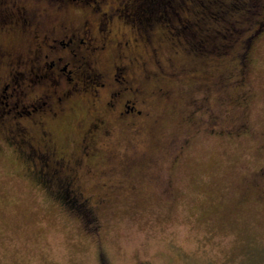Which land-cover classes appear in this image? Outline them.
I'll list each match as a JSON object with an SVG mask.
<instances>
[{
    "label": "rangeland",
    "instance_id": "374dc122",
    "mask_svg": "<svg viewBox=\"0 0 264 264\" xmlns=\"http://www.w3.org/2000/svg\"><path fill=\"white\" fill-rule=\"evenodd\" d=\"M47 1L39 6L47 28L48 20L67 17L71 12L66 8L75 7ZM114 1L103 0L98 7L109 10ZM149 1V10H141L147 14V43L136 37L117 46V40L135 37L134 28L143 20L140 11L126 13L120 6L121 16L109 15L108 47L100 65L111 72L125 63L132 77L148 75L143 106L150 116L143 114L131 129L107 123V132L90 141L94 157L90 151L82 153L79 137L100 109L76 99L65 114L44 119L51 135L49 155L65 171L70 169L67 162L78 167L85 181L95 231L61 206L56 186L41 176L43 161L33 156L34 149L24 158L8 143L14 132L8 124L11 114L0 116V264H100V253L110 264H264V174L252 178L260 168L264 172V30L247 49L242 88L231 84L237 69L234 50L227 49L231 53L225 56L215 51L219 43L239 40L256 28L264 16V0H256L249 10L230 5L231 0H183V9L172 0L171 6L165 0ZM98 7L82 4L73 27L84 24L95 35ZM235 18L241 20L235 24L237 33L220 37L216 30L225 34L223 26ZM191 20L196 26L188 24ZM195 32L212 33L206 45L211 53L196 54L197 44L189 36ZM32 49L31 44L25 48L23 58ZM7 69L1 64L0 75ZM10 70L16 74L14 67ZM220 80L222 86L215 83ZM242 91L243 102L237 97ZM203 96L214 120L203 109L194 111ZM29 125L25 138L37 130ZM211 125H216L214 134L208 132ZM37 140L36 135L31 139L34 147ZM162 176L170 179L165 189L155 181ZM98 197L104 199L96 202Z\"/></svg>",
    "mask_w": 264,
    "mask_h": 264
},
{
    "label": "flooded vegetation",
    "instance_id": "af4514ba",
    "mask_svg": "<svg viewBox=\"0 0 264 264\" xmlns=\"http://www.w3.org/2000/svg\"><path fill=\"white\" fill-rule=\"evenodd\" d=\"M57 1L59 4L74 5L76 8L68 6L66 10L70 11L71 14H67V17H52L48 20L51 24L50 28H47L42 23L45 18L39 6L50 3L49 1L0 0V23L2 21L0 25V65L4 64V67L8 68L5 73L3 72L0 75V113H2L0 116L6 113L11 114L8 124L14 128V132L8 136V143L10 142L11 145H14L18 154L24 158H29V155H31L29 150L34 149L33 156L38 161H40L39 158L43 161L42 163L39 162L41 176L48 177L51 181L50 183L56 186L54 194L59 198L61 206L63 205L67 210L73 212L83 222L84 226L86 225L95 231L97 228L95 222L97 220L93 217L90 193L84 191L85 181L77 173L78 167L75 169L74 165L67 162L70 169L65 171L60 168L61 165L56 161L54 154L49 155L52 143L49 145L47 140H51V135L44 119L47 120L48 118L59 116V114H65L71 105L76 102V99L84 100L93 109H100V111L93 113L79 137L82 153L90 151V154L94 157L96 153L89 147L90 141L99 140L107 132L111 126H108L107 123L126 126V128L131 129V126L136 127L137 123H141L143 114L150 116L143 106L145 104L143 82L147 80L148 75L144 74L143 80L132 77L128 74L127 68L129 66L125 63H117L111 72L105 71V67L100 65L101 56L108 47L106 34L110 31L107 29L109 15L118 12L116 16H121L119 12L123 6L124 10L127 11L126 13L132 14L139 11L142 13L141 17L143 20H139L138 24L141 25L139 28H142L143 31L140 32L138 31L139 28H134L136 29V36L131 39L124 38L122 41L117 40V46L127 45L130 41L135 42L137 38L147 43L149 34L144 28L147 14L141 10L144 8L147 11L149 10V0H112L116 4H114L115 7L109 10H100L98 7L99 2L103 0ZM234 1L238 3H234L231 0L229 4H239L238 8L240 7L243 10H249L251 7L256 6V0ZM90 2L96 4L99 8L98 10L101 11L96 24L97 29H94L95 35H91L88 26L83 29L84 24H81L80 29L73 27L75 16L80 19V15H75L76 12L80 14L81 5H88ZM172 2L178 8L184 5L182 0H172ZM166 3L165 5L171 6L170 0L166 1ZM224 4L226 5V3ZM92 10L95 11L96 8L93 7ZM5 17L9 18V20L6 21ZM123 18L126 19L125 17ZM124 19L122 20L126 22ZM236 22H241V20L235 18L234 21H230L229 26L225 27L226 32L237 33ZM263 30L264 16H262V20L257 21L256 28L248 36L241 37L239 40L233 38L232 42L227 44L221 42L217 47L218 49L215 48V51L220 53L221 56L231 53L227 49L234 50L232 56L235 59L237 69L231 84L242 88L246 77L247 49L251 41ZM103 31L102 37L98 38L96 34ZM59 32L60 35H58ZM222 37L227 38V34L222 35ZM192 38H195V42L200 44L205 41V38L198 35L197 37L192 35ZM206 38L208 37L206 36ZM11 40L13 41L10 42ZM5 42H10V46L6 47ZM236 43L237 47L235 48ZM30 44L33 49L29 54L24 55L25 57L23 58V51ZM206 53H211V50L206 49ZM229 58H231V55ZM13 67L16 70V74L10 70ZM32 68H35V71ZM222 81L215 83L222 86ZM161 89V87H157V90ZM162 92L166 91L163 90ZM237 97L241 102L245 100L243 91ZM213 98L222 101V98L218 96ZM68 100H70L69 103ZM199 109L205 110L204 112H206L207 116L214 120L213 117L215 115L211 113L213 109L208 104L206 96H203L195 105L194 111L197 112ZM47 116L49 117L46 118ZM29 117H32L30 118L32 120L29 119L22 122V120H26ZM28 122L36 125L37 130L34 135L25 138L30 127ZM0 124H2L1 121ZM215 126L211 125L208 127L210 134L215 133ZM35 135L36 140L38 139L35 144L38 147H34L31 142ZM49 146L50 148H48ZM50 157L53 158V164L48 166L49 160H45ZM80 161V158L77 159V165H79ZM45 168H47V171L44 170ZM261 174H264V172L260 168L257 175L252 178H262ZM49 179L47 180L48 182ZM155 181L159 182L164 189L170 183V179L163 176L155 178ZM56 189L59 191H56ZM102 199L104 198L98 197L96 202ZM99 255L100 264H110L108 259L101 256V253Z\"/></svg>",
    "mask_w": 264,
    "mask_h": 264
},
{
    "label": "trees",
    "instance_id": "16d2710c",
    "mask_svg": "<svg viewBox=\"0 0 264 264\" xmlns=\"http://www.w3.org/2000/svg\"><path fill=\"white\" fill-rule=\"evenodd\" d=\"M166 1H168V0H165V2ZM171 1V0H170ZM175 1V0H174ZM178 1H180V0H178ZM183 1V0H182ZM227 1V0H226ZM225 1V2H226ZM209 2V1H208ZM148 3H150V1L148 2ZM224 3V2H223ZM235 3H238V2H236L235 1ZM183 7H185L186 8V6H184V5H181V7L180 8H182L183 9ZM185 10V9H184ZM223 11V10H222ZM196 12H198V10H196ZM175 13H176V11H175ZM183 21H185V22H187V20L186 19H184ZM190 26H191V24H194V26H196V21H190L189 23H188ZM229 24V23H228ZM228 24H225L224 26H223V29H224V32H225V34H226V29H225V27L226 26H229ZM194 29H196V28H194ZM193 32V31H192ZM196 33V32H195ZM216 33L217 34H220V37H222V35H225V34H221L219 31H218V29L216 30ZM211 34L212 33H208V32H206V33H204V34H202V36L201 37H203V38H205V41H204V43H202L201 42V44L200 43H196L197 44V48H198V50H196V54L197 55H200V54H204V53H206V49H208V47L206 46L207 45V40H209V39H212V37H211ZM189 36H191V38H192V34H190ZM206 36L209 38H206ZM195 37H197V35H195ZM197 39V38H196ZM194 40V42H195V38L193 39ZM209 42H210V40H209ZM202 44H205V46H206V48H204V49H201L199 46L200 45H202ZM207 54V53H206Z\"/></svg>",
    "mask_w": 264,
    "mask_h": 264
}]
</instances>
